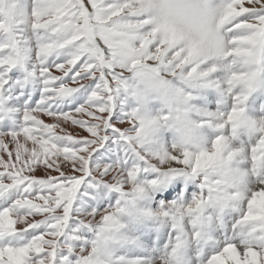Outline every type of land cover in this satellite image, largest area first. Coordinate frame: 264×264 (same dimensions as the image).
I'll use <instances>...</instances> for the list:
<instances>
[{
  "label": "snow or ice",
  "instance_id": "obj_1",
  "mask_svg": "<svg viewBox=\"0 0 264 264\" xmlns=\"http://www.w3.org/2000/svg\"><path fill=\"white\" fill-rule=\"evenodd\" d=\"M254 96L264 0H0V264H264ZM157 222L159 261L116 254Z\"/></svg>",
  "mask_w": 264,
  "mask_h": 264
},
{
  "label": "rangeland",
  "instance_id": "obj_2",
  "mask_svg": "<svg viewBox=\"0 0 264 264\" xmlns=\"http://www.w3.org/2000/svg\"><path fill=\"white\" fill-rule=\"evenodd\" d=\"M26 2H27V5H28V10L29 11H31V7H32V0H26ZM25 35L26 36H31V33L30 32H26L25 33ZM30 67H31V65H29ZM16 74H19V75H21V74H23L24 76H25V74L24 73H22V72H17ZM34 82V83H33ZM39 83V81L37 82L36 80H32L27 86L28 87H26V88H29L30 89V91L32 90L33 91V89L35 90V91H33V93L34 94H38V91H39V89H40V87H41V85H40V83ZM31 84V85H30ZM37 84V85H36ZM32 88V89H31ZM211 91V90H210ZM210 91H206L203 95H202V100L204 99V101H202L201 100V98L200 99H197V100H195L194 101V103L195 104H197V105H201V107H203V108H205V106H207V107H211L212 108V110H215L216 108H217V102L220 100V97L218 96V100L217 101H215V99L211 96V94H210ZM10 92H12V91H10ZM13 92H14V90H13ZM36 92V93H35ZM206 99V100H205ZM29 100H30V97H29ZM200 101H202V102H200ZM209 101V102H208ZM203 103H205L204 105H203ZM219 103V102H218ZM209 105V106H208ZM261 107H263L264 108V103H262L261 104ZM149 108H150V110L152 111V113L153 114H156V113H158L159 111H160V109L162 108V104L159 102V101H153L150 105H149ZM247 111H248V107H247ZM248 115L249 116H251V117H253V118H259V117H262V116H264V113H255V114H252V113H249V111H248ZM257 115V116H256ZM205 132L207 133V134H209V138L210 137H214V135H211V132H210V129H206L205 130ZM166 135V134H165ZM263 202H261L260 204H259V206H263V208L262 207H260L262 210H264V203L262 204ZM160 223V226L158 225ZM162 223V224H161ZM163 223L164 222H157V223H154V224H152L151 225V227L149 228V230L151 231V232H153L154 233V237H161V236H163L164 238H165V235H166V233H165V229H164V227H163ZM162 225V226H161ZM156 232V233H155ZM161 233V234H160ZM159 243H161V242H159ZM161 244H165L164 242L163 243H161ZM140 248L143 246V248H141L142 250H145V247L144 246H146V245H143L142 243H140ZM204 245H208V243L206 242ZM188 247H189V249H191L190 250V252L188 253V255H187V263H185L184 262V259L182 260L181 259V264H193V261L195 260L196 262H197V264H203V256L205 255V253H206V249L203 247V245H200V247H199V250H198V248H195L194 246H196V244H192L191 245V243L190 244H188L187 245ZM163 247L164 248H166V249H168L167 248V246L166 245H163ZM192 247V248H191ZM154 248H155V245H153V247H150V249H149V252L146 250L144 253L145 254H150V252L151 253H155L156 252V250H154ZM125 251V250H128V248H124V247H121L118 251H117V253H120L121 251ZM197 250V251H196ZM116 253V254H117ZM195 253V254H194ZM197 253H199V254H197ZM122 255H126V254H122ZM195 255V256H194ZM201 255V256H200ZM165 255H163L162 257H164ZM185 258V259H186ZM202 258V259H201Z\"/></svg>",
  "mask_w": 264,
  "mask_h": 264
},
{
  "label": "bare ground",
  "instance_id": "obj_3",
  "mask_svg": "<svg viewBox=\"0 0 264 264\" xmlns=\"http://www.w3.org/2000/svg\"><path fill=\"white\" fill-rule=\"evenodd\" d=\"M23 73V72H22ZM18 80H19V78H18ZM38 82V81H37ZM34 83V82H33ZM39 84V83H38ZM31 85V84H30ZM37 85V84H36ZM32 89V88H31ZM13 90L14 91H23L25 94H27L29 97H30V99H31V97L32 96H34V94H31V91H30V89L27 91V88H26V86H25V88L24 89H20L19 88V86L18 85H15V86H13V87H11L10 88V91H12L13 92ZM33 91H35L34 89H33ZM210 91V90H209ZM36 93V92H35ZM201 100H202V98H201ZM206 100V99H205ZM202 101H204V99L202 100ZM202 101H200V102H202ZM209 102V101H208ZM219 102V101H218ZM218 102H217V105H218ZM29 103H30V100H29ZM205 103H203V105H204ZM201 106V105H200ZM205 106V105H204ZM209 106V105H208ZM248 107V106H247ZM205 108L206 109H208V110H212V108L211 107H207V106H205ZM250 113V112H249ZM257 116V115H256ZM207 134V133H206ZM165 137L167 138V139H171V133H167L166 135H165ZM213 138V137H212ZM211 137H210V139H212ZM264 203V202H263ZM262 203V204H263ZM259 207H262L263 208V206H259ZM162 224V223H161ZM159 226H160V223L158 224ZM162 226V225H161ZM164 227V226H163ZM156 233V232H155ZM161 234V233H160ZM160 240H161V237H154V239H153V244H152V246L151 247H153V245H157V248H156V251H157V253H151V255H149V254H145L144 252L147 250H149L150 249V247H148V246H144L145 247V250H142L141 248H143V246L140 248V244H138L137 246H136V248H134V249H128V250H125V251H121L120 253H117V255H122V254H126V255H128V256H144V257H146V258H149V260L150 261H159L161 258H162V256L163 255H166L167 254V252L169 251V246H168V250H163L162 248H160V246H159V244H161V243H159L160 242ZM166 240H167V238H166ZM168 244H169V242H168ZM167 244V245H168ZM192 245V244H191ZM208 246V245H207ZM195 248H198V250H199V247H200V245H198V244H196V246H194ZM204 247V246H203ZM149 248V249H148ZM192 248V247H191ZM205 249H207V247H204ZM155 249V248H154ZM166 249V248H165ZM190 250L191 249H189V247L188 246H186L185 247V249L183 250V253H182V256H181V259L183 260L184 259V262L185 263H187V255H188V253L190 252ZM144 251V252H143ZM197 251V250H196ZM195 254V253H194ZM197 254H199V253H197ZM195 256V255H194ZM201 256V255H200ZM186 258V259H185ZM203 258H204V256H203ZM202 259V258H201ZM182 262V261H181ZM192 264V263H191Z\"/></svg>",
  "mask_w": 264,
  "mask_h": 264
}]
</instances>
